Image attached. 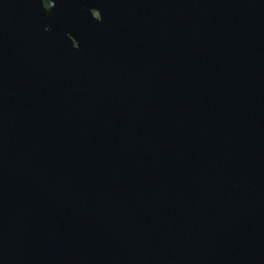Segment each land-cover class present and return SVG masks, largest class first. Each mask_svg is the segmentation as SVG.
<instances>
[{
    "label": "water",
    "instance_id": "1",
    "mask_svg": "<svg viewBox=\"0 0 264 264\" xmlns=\"http://www.w3.org/2000/svg\"><path fill=\"white\" fill-rule=\"evenodd\" d=\"M0 264H264V0H0Z\"/></svg>",
    "mask_w": 264,
    "mask_h": 264
},
{
    "label": "rangeland",
    "instance_id": "2",
    "mask_svg": "<svg viewBox=\"0 0 264 264\" xmlns=\"http://www.w3.org/2000/svg\"><path fill=\"white\" fill-rule=\"evenodd\" d=\"M44 3L47 5L49 3V0H44Z\"/></svg>",
    "mask_w": 264,
    "mask_h": 264
},
{
    "label": "flooded vegetation",
    "instance_id": "3",
    "mask_svg": "<svg viewBox=\"0 0 264 264\" xmlns=\"http://www.w3.org/2000/svg\"><path fill=\"white\" fill-rule=\"evenodd\" d=\"M48 5V4H47Z\"/></svg>",
    "mask_w": 264,
    "mask_h": 264
}]
</instances>
